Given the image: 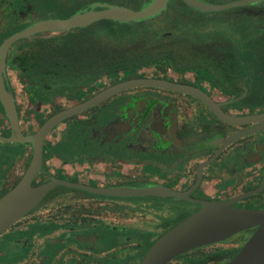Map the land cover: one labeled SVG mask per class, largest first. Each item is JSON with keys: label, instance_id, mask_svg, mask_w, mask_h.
Wrapping results in <instances>:
<instances>
[{"label": "flooded vegetation", "instance_id": "flooded-vegetation-1", "mask_svg": "<svg viewBox=\"0 0 264 264\" xmlns=\"http://www.w3.org/2000/svg\"><path fill=\"white\" fill-rule=\"evenodd\" d=\"M152 1L142 0L141 9ZM201 1L224 8L203 12L170 0L148 19H101L9 45L3 81L18 124L9 122L0 99V137L17 129L34 134L53 115L115 85L161 83L125 88L61 122L45 140L34 185L63 179L174 192L119 197L58 185L0 234V264H140L205 202L264 210V128L257 121L230 124L214 110L242 120L264 113V0ZM109 6L131 9L116 0H0V48L38 23ZM33 154L32 144L0 139V197L19 183ZM256 230L169 264H228Z\"/></svg>", "mask_w": 264, "mask_h": 264}, {"label": "water", "instance_id": "water-1", "mask_svg": "<svg viewBox=\"0 0 264 264\" xmlns=\"http://www.w3.org/2000/svg\"><path fill=\"white\" fill-rule=\"evenodd\" d=\"M170 0H153L141 10H132L121 6H109L102 11H90L78 14L67 20H51L41 22L35 26L19 32L8 38L0 48L2 62L0 67V99L5 107L9 122L17 127L18 113L13 94L7 91L4 84L3 61L10 44L33 33L44 30H65L87 26L97 20L109 19L118 22H133L148 19L162 14L168 7ZM188 6L203 12L221 11L224 7L205 3L201 0H183ZM257 0H247L252 2ZM157 80L141 79L118 84L108 88L88 102L68 108L50 117L34 134L24 135L20 129L12 137H0L9 142L17 141L21 144H32L33 158L19 183L6 194L0 197V234L19 222L44 199L51 189L58 185L87 190L96 194L132 197V196H165L173 194L174 190L162 186L153 187H116L98 188L73 183L63 179H53L39 185H34L36 178L43 168L44 144L50 133L66 119L100 104L112 95L140 85H158ZM216 113L230 124H239L241 121H257L258 129L264 128V113L251 120H242L231 117L219 110ZM235 135L228 139L229 143L239 138ZM257 228L239 254L228 264H264V210L242 209L231 203L205 202L204 207L197 213L165 232L148 250L140 264H169L176 257L193 249L226 241L232 236Z\"/></svg>", "mask_w": 264, "mask_h": 264}, {"label": "rangeland", "instance_id": "rangeland-1", "mask_svg": "<svg viewBox=\"0 0 264 264\" xmlns=\"http://www.w3.org/2000/svg\"><path fill=\"white\" fill-rule=\"evenodd\" d=\"M116 2L117 3H121V4H124L125 6H127V7H130L131 9H133V10H139V9H141L142 7H140V5L142 4V0H135V1H133V0H130V1H128V0H116ZM184 12L186 13V14H190V11L188 10V9H186V8H184ZM191 14H195V13H191ZM101 25V24H100ZM99 25V26H100ZM106 25V24H105ZM117 28H121V29H124V27L121 25L120 27H116V29ZM123 31V30H122ZM124 32V31H123Z\"/></svg>", "mask_w": 264, "mask_h": 264}, {"label": "trees", "instance_id": "trees-1", "mask_svg": "<svg viewBox=\"0 0 264 264\" xmlns=\"http://www.w3.org/2000/svg\"><path fill=\"white\" fill-rule=\"evenodd\" d=\"M132 56H133V57H138V56H141V55H136V54H133Z\"/></svg>", "mask_w": 264, "mask_h": 264}, {"label": "bare ground", "instance_id": "bare-ground-1", "mask_svg": "<svg viewBox=\"0 0 264 264\" xmlns=\"http://www.w3.org/2000/svg\"><path fill=\"white\" fill-rule=\"evenodd\" d=\"M49 38V37H48Z\"/></svg>", "mask_w": 264, "mask_h": 264}]
</instances>
